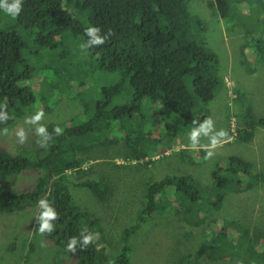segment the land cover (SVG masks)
<instances>
[{
    "label": "rangeland",
    "instance_id": "rangeland-1",
    "mask_svg": "<svg viewBox=\"0 0 264 264\" xmlns=\"http://www.w3.org/2000/svg\"><path fill=\"white\" fill-rule=\"evenodd\" d=\"M210 1L214 6H209ZM227 2L229 11L222 15L215 0H187L194 31L218 57L217 73L223 80L210 101L202 102L195 97L196 116L207 113L214 121L195 141L191 137L195 128L184 125L179 115L147 97L134 108L131 106L130 115L126 114L129 117L91 122L98 101L106 98L104 87L118 83L120 90L112 97V104L130 103L132 89L128 78L119 71L97 68L87 49L80 48L83 43L80 36L64 32L55 37L56 47L42 46L32 32L0 9V29L16 30L27 43L23 55L31 68L27 80L33 92L26 102L16 99L6 112L9 119L0 123V148L10 155L40 158L50 152L48 146H40L47 145L48 134L38 135L36 129L41 125L49 127L50 135L57 126L62 133L70 126L66 144L73 145L72 154L83 150L88 172L76 174L64 170V174L76 182L98 175L103 164L105 180L100 184L101 196L86 186L69 184L71 197L79 209L98 218L96 228L100 232H95V240L99 264H113L124 245L128 246L129 264H264V183L240 192L225 186L224 201L216 210L210 208L208 200L215 199L217 191L212 171L218 169L219 174L223 173L230 156L249 162L252 173L264 171V125L256 124L260 118L264 119V54L260 52V46H264V0ZM69 10L75 13L78 8L71 4ZM186 82L192 90L188 78ZM4 103L0 89L1 108ZM39 110L44 112L41 120L26 122V118L30 120ZM254 122L252 140L239 141L236 137L239 127ZM93 124L84 133H75L71 128H90ZM21 128L27 137L22 144L16 136ZM221 129L227 131V138L217 135ZM121 132L126 135H120ZM213 137L221 139L215 147ZM209 151L213 155L206 158ZM64 166L62 163L56 169ZM40 171L25 170L11 191L30 190L36 185ZM167 175L188 176L189 183L204 199L192 203L184 193H179L185 202L179 199L178 203L174 188L166 187L165 212L160 214L155 208L150 217L130 232L126 243H122V234L144 206L140 197L144 185L149 179L158 180ZM241 178L244 186L246 177ZM177 204L182 207L177 208ZM38 213L37 204L21 207L0 204V264H75V252L38 232L35 225ZM183 216H188L191 222H197L196 219L201 222L192 226L183 221ZM222 226L227 239L224 237L218 247L204 248ZM222 245L226 253L219 258ZM108 246L110 250L105 255L101 248ZM204 255H212L214 259Z\"/></svg>",
    "mask_w": 264,
    "mask_h": 264
},
{
    "label": "trees",
    "instance_id": "trees-1",
    "mask_svg": "<svg viewBox=\"0 0 264 264\" xmlns=\"http://www.w3.org/2000/svg\"><path fill=\"white\" fill-rule=\"evenodd\" d=\"M215 1L221 14H227V0ZM71 4L78 8L77 12H70ZM209 6H214V2L210 1ZM16 19L18 24L34 34V39L42 46L56 47L58 42L55 37L62 36L64 32L80 36L83 43L87 44L89 37L85 35V29L89 25L100 27V35L111 32L103 45H92L87 49V54L97 68L106 72L119 71L123 77H127L132 89V99L130 103L113 105L112 97L119 93V84L104 87L106 98L98 101L91 122H109L111 118L130 115L131 106L134 108L139 105L145 97L159 102L179 115L184 125L195 129L200 128L203 120L210 117L207 113L201 117L196 116L195 97L202 102L210 101L223 80L217 73L218 57L199 40L194 31L187 0H22V11ZM26 46L27 43L16 30L0 29V89L5 102V106L0 107V123L10 106H14L16 99L26 102L33 94L28 83L30 80H27L31 76V68L23 55ZM256 46L260 44L256 43ZM260 48V52L264 54V46ZM187 78L192 90L187 87ZM258 123L264 125V119L260 118L256 121ZM94 125L90 128H71L75 133H84ZM239 128L236 134L239 141H251L256 129L255 122L244 127L246 129L242 126ZM69 130L70 126L60 135L53 131L51 137L47 132L45 144L50 152L40 158L23 154L10 155L0 148V204H12L16 207L38 205L40 198H47L49 206L57 212V217L49 221L53 225V232L44 233L45 237L57 242L60 247H68L70 238L75 237V264H99L96 260L95 240V232H100L96 228L98 218L95 214L79 209L80 206L71 197L69 184L86 186L94 194L101 196L103 189L100 184L105 180L102 176L104 168L101 164L102 170L97 172L98 175L84 177L76 182L64 174V170L76 174L88 172V168L84 166L87 162L84 160L83 150H75L72 154L73 145L66 144ZM120 135H126V132H121ZM61 159L67 161L63 162ZM62 163L65 164L64 168L57 170L56 167ZM27 169H41L36 185L24 192H12L11 187L17 177ZM250 169L249 162L234 155L229 157L223 173L219 174V170L214 169L212 176L216 180L217 191L215 199H208L210 208L216 210L221 207L226 194L223 189L225 186L230 185L233 191L240 192L251 189L259 182L264 183V171L252 173ZM243 176L246 177L244 186V181L241 180ZM187 177L167 175L144 185L140 196L144 200V206L122 234L121 242L125 244L130 232L150 217L155 208L160 214L165 212L166 187L174 188V198L178 203L179 199L185 202V198L180 197L179 193H184L192 203L204 199V195L189 183ZM181 207L177 204V208ZM185 210L183 209L184 213ZM40 211L42 209L39 208V213ZM187 217L183 216V221L192 226L201 222L200 219L191 222ZM35 225L39 228L38 219ZM224 227L219 229L214 238L212 236L211 242L204 248L208 250L212 245L218 247L224 237L227 239ZM85 236L92 237L86 246ZM101 250L106 255L110 247H103ZM219 251L221 258L226 249L222 245ZM118 254L113 264L130 263L127 245L122 246ZM203 257L214 259L212 255Z\"/></svg>",
    "mask_w": 264,
    "mask_h": 264
},
{
    "label": "clouds",
    "instance_id": "clouds-1",
    "mask_svg": "<svg viewBox=\"0 0 264 264\" xmlns=\"http://www.w3.org/2000/svg\"><path fill=\"white\" fill-rule=\"evenodd\" d=\"M0 9H2L7 15L16 18L19 16L20 12L22 11V0H0ZM101 29L98 26H92L89 25L85 29V35L89 37V41L87 44L82 43L80 45L81 49H88L92 45H103L106 40L111 36V32L107 33L106 35H100ZM44 116V112L42 110L37 111L30 120L26 118V122L35 123ZM3 119L6 121L9 119L7 115L3 117ZM214 121L211 117H208L203 120L201 126L199 129H194L192 131L191 137L192 140L195 141L196 137L200 134L201 131L207 132V128L211 125H213ZM56 135L62 134V129L57 126L53 130ZM36 132L38 135H45L47 132V128L43 125L39 126L36 129ZM4 134H7V129H4ZM217 135L221 138H227L228 133L226 130L221 129L217 133ZM16 136L18 137L19 143H24L26 140V133L23 128L19 129L16 132ZM221 139H217L216 137L212 138V146L215 147L220 143ZM39 144V142H38ZM40 145V144H39ZM41 147H47L48 145H40ZM213 155V152L209 151L207 153L206 158H209ZM147 185V184H145ZM38 206L42 211H40L39 215L37 216V219L40 221V225L38 228V232L43 235L44 233H52L53 232V225L49 222L50 220H53L57 217V212L53 210L51 206H49L48 200L45 197H42L38 200ZM98 238V237H96ZM91 236H85V246L91 241ZM75 237L70 238V243L68 244V250L74 251V244H75Z\"/></svg>",
    "mask_w": 264,
    "mask_h": 264
},
{
    "label": "crops",
    "instance_id": "crops-1",
    "mask_svg": "<svg viewBox=\"0 0 264 264\" xmlns=\"http://www.w3.org/2000/svg\"><path fill=\"white\" fill-rule=\"evenodd\" d=\"M226 76V73H224L223 74V78ZM229 76V75H228ZM224 88H225V84H224ZM150 181H152V180H155L154 178H152V179H149ZM150 181H148L146 184H148ZM101 236V235H100Z\"/></svg>",
    "mask_w": 264,
    "mask_h": 264
},
{
    "label": "bare ground",
    "instance_id": "bare-ground-1",
    "mask_svg": "<svg viewBox=\"0 0 264 264\" xmlns=\"http://www.w3.org/2000/svg\"><path fill=\"white\" fill-rule=\"evenodd\" d=\"M229 89V88H228Z\"/></svg>",
    "mask_w": 264,
    "mask_h": 264
}]
</instances>
